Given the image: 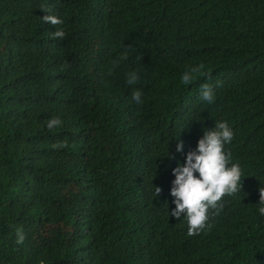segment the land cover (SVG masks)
I'll list each match as a JSON object with an SVG mask.
<instances>
[{"label":"trees","instance_id":"1","mask_svg":"<svg viewBox=\"0 0 264 264\" xmlns=\"http://www.w3.org/2000/svg\"><path fill=\"white\" fill-rule=\"evenodd\" d=\"M218 120L241 188L189 236L172 168ZM260 186L264 0H0V264H264Z\"/></svg>","mask_w":264,"mask_h":264},{"label":"clouds","instance_id":"2","mask_svg":"<svg viewBox=\"0 0 264 264\" xmlns=\"http://www.w3.org/2000/svg\"><path fill=\"white\" fill-rule=\"evenodd\" d=\"M45 22L53 25L60 23L59 19L52 15H45L42 18ZM56 37H63L64 31L56 28L53 32ZM198 69L193 68L181 74V82L187 84L193 78V73ZM139 79L138 73L133 70L127 73V82L133 84ZM142 92L135 89L131 93V99L136 103H141ZM200 97L212 103L214 95L213 88L207 84L201 85ZM59 118L48 119L46 127L53 128L60 125ZM233 137L232 128L227 121H215L211 129H204L203 135L198 139L196 147L185 154L183 163L177 162L172 168L174 179L172 180L170 195L174 198L175 205L171 216L180 218L183 213V220L187 221V235L199 234V232L210 226L208 224L210 210L212 215H216L223 208L222 197L231 195L241 188L242 174L241 166L238 162H230V154L226 150ZM176 151L183 150V141L177 139ZM159 193L161 189L155 187ZM257 213L264 216V187H259V203ZM169 212V211H168ZM23 235L18 231L17 242H22Z\"/></svg>","mask_w":264,"mask_h":264}]
</instances>
